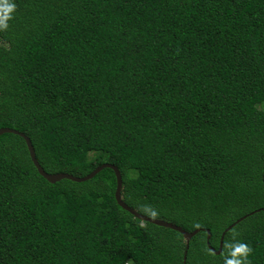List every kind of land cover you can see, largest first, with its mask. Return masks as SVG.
I'll use <instances>...</instances> for the list:
<instances>
[{
    "label": "trees",
    "instance_id": "trees-1",
    "mask_svg": "<svg viewBox=\"0 0 264 264\" xmlns=\"http://www.w3.org/2000/svg\"><path fill=\"white\" fill-rule=\"evenodd\" d=\"M14 2L0 128L48 173L118 167L127 205L200 229L185 264H223L233 235L264 264V0ZM116 185L50 183L0 135V264H183V235ZM233 223L216 254L206 230L218 250Z\"/></svg>",
    "mask_w": 264,
    "mask_h": 264
},
{
    "label": "water",
    "instance_id": "water-1",
    "mask_svg": "<svg viewBox=\"0 0 264 264\" xmlns=\"http://www.w3.org/2000/svg\"><path fill=\"white\" fill-rule=\"evenodd\" d=\"M4 133H12V134H16L20 137H22L27 145L32 163L34 164V166L36 167L38 173L44 177L48 182L50 183H55L57 181H60L62 179H68L71 181H75V182H84L87 181L91 178H93L97 173H99L101 170H103L104 168H110L114 171L115 176H116V180H117V185H116V189H115V199L117 204L122 207L124 210L128 211L129 213H131L133 216H135L136 218L143 220V221H148L150 223H153L155 225H159V226H163V227H168L170 229H173L175 231L180 232L185 241H186V250L184 252V256H183V264H185L186 262V253H187V249L189 247V241L190 239L197 233L200 231V229H195L193 231H187L185 229H183L182 227L172 223V222H168V221H164L161 219H156V218H151L148 216H145L139 212H137L135 209L131 208L129 205H127L122 197H121V190H122V176L121 173L118 169V167H116L115 165L111 164V163H103L99 166H97L91 173L79 177V176H74L72 174L69 173H48L46 172L42 166L40 165V163L38 162L36 155H35V150L34 147L31 143L30 138L25 135L23 132L13 129V128H9V127H2L0 128V135L4 134ZM242 218H239L236 222H239L240 220H242ZM235 222V223H236ZM235 223L231 224L229 227H227L225 229V231L222 233L221 237H220V241H219V248L218 250H215L209 243V239H210V232L207 229V244L210 247V249H212L216 254H220L222 251V247H223V239H224V235L226 233V231H228L231 227H233L235 225Z\"/></svg>",
    "mask_w": 264,
    "mask_h": 264
},
{
    "label": "clouds",
    "instance_id": "clouds-1",
    "mask_svg": "<svg viewBox=\"0 0 264 264\" xmlns=\"http://www.w3.org/2000/svg\"><path fill=\"white\" fill-rule=\"evenodd\" d=\"M17 5L14 0H0V32L9 29V21L14 18ZM152 216H156L155 209L150 211ZM227 255L223 257V264H250L248 257L252 253V248L244 242L236 240L235 235L225 244Z\"/></svg>",
    "mask_w": 264,
    "mask_h": 264
},
{
    "label": "rangeland",
    "instance_id": "rangeland-1",
    "mask_svg": "<svg viewBox=\"0 0 264 264\" xmlns=\"http://www.w3.org/2000/svg\"><path fill=\"white\" fill-rule=\"evenodd\" d=\"M258 108L264 112V101L258 105Z\"/></svg>",
    "mask_w": 264,
    "mask_h": 264
}]
</instances>
